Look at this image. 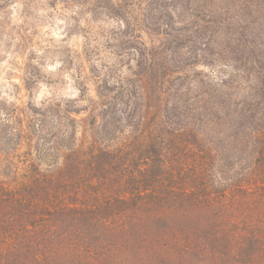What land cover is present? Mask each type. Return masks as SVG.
I'll list each match as a JSON object with an SVG mask.
<instances>
[{
  "label": "trees",
  "instance_id": "1",
  "mask_svg": "<svg viewBox=\"0 0 264 264\" xmlns=\"http://www.w3.org/2000/svg\"><path fill=\"white\" fill-rule=\"evenodd\" d=\"M80 3L112 59L0 120V264H264V0Z\"/></svg>",
  "mask_w": 264,
  "mask_h": 264
},
{
  "label": "clouds",
  "instance_id": "2",
  "mask_svg": "<svg viewBox=\"0 0 264 264\" xmlns=\"http://www.w3.org/2000/svg\"><path fill=\"white\" fill-rule=\"evenodd\" d=\"M89 7L72 0H55L54 4L51 0H0V101L6 106L0 109V120L12 125L11 134L19 125L7 109L18 113L59 106L62 111L68 101L82 108L95 100L87 66L82 70L83 57L75 55L86 36L92 35L80 31L91 24ZM99 26L106 30L116 27V22L105 15L92 25V32ZM103 40L110 41L111 36L106 34L87 46L103 47ZM92 63L100 67L95 58Z\"/></svg>",
  "mask_w": 264,
  "mask_h": 264
},
{
  "label": "rangeland",
  "instance_id": "3",
  "mask_svg": "<svg viewBox=\"0 0 264 264\" xmlns=\"http://www.w3.org/2000/svg\"><path fill=\"white\" fill-rule=\"evenodd\" d=\"M81 1H83V0H72V2L73 3H80ZM62 2H66V0H62ZM51 3H55V0H51ZM81 4V3H80ZM86 4V3H85ZM88 11V10H87ZM92 13V12H91ZM92 18H93V13H92ZM99 21H101V20H99ZM99 21H92L91 22V24L92 25H96V24H98V22ZM114 22V21H113ZM98 28H103L102 26H99V27H97V29ZM74 32L76 31L75 29L73 30ZM80 31L82 32V33H86V29H80ZM92 33V32H91ZM102 38V37H101ZM100 39V38H99ZM92 40H94L92 37H87L86 36V39H85V41L81 44V47H80V51H79V53H76L75 55H76V58L77 59H80V57L82 56L83 57V63L81 64V69L83 70L84 68H85V66H87V68H86V70H87V73H88V78H89V76H90V73H89V67H90V62H89V57H88V55H87V49H89V47L87 46L88 45V43H90ZM103 42H104V40H103ZM99 48H100V57H102V59H104V60H106V61H111V59L112 58H109V52L107 53V49H104L103 47H101V45L99 46ZM67 51H69L70 53L72 52V50L71 49H68ZM91 79V78H90ZM92 80V79H91ZM92 82H93V84H94V81L92 80ZM95 89H96V86H95V84H94V91H95ZM95 95H96V91H95ZM3 104V103H2ZM86 116V114L85 113H82V114H79V115H77L76 117L78 118V119H81V118H83V117H85Z\"/></svg>",
  "mask_w": 264,
  "mask_h": 264
}]
</instances>
